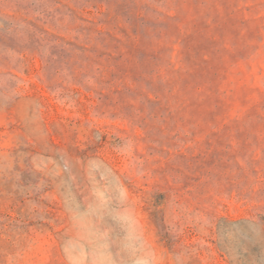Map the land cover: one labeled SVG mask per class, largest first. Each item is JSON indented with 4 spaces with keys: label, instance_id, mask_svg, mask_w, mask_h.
<instances>
[{
    "label": "rangeland",
    "instance_id": "rangeland-1",
    "mask_svg": "<svg viewBox=\"0 0 264 264\" xmlns=\"http://www.w3.org/2000/svg\"><path fill=\"white\" fill-rule=\"evenodd\" d=\"M0 264H264V0H0Z\"/></svg>",
    "mask_w": 264,
    "mask_h": 264
}]
</instances>
